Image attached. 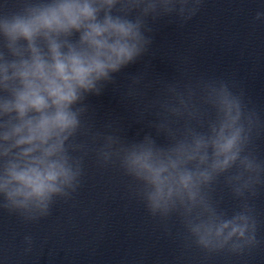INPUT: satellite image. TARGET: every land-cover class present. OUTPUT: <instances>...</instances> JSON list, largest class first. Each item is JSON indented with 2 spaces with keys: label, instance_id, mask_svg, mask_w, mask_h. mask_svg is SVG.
Instances as JSON below:
<instances>
[{
  "label": "clouds",
  "instance_id": "clouds-1",
  "mask_svg": "<svg viewBox=\"0 0 264 264\" xmlns=\"http://www.w3.org/2000/svg\"><path fill=\"white\" fill-rule=\"evenodd\" d=\"M203 0H15L0 5V209L25 222L52 213L82 186L85 161L128 177L133 197L187 246L208 255L258 246L251 198L264 187L252 148L258 114L225 81L168 83L145 105L158 122L142 139L96 129L86 103L152 44L150 21L197 14ZM264 17L258 12L256 19ZM139 84L137 78L134 81ZM133 95L135 93H132ZM111 128L112 125H107ZM227 188L236 209L217 198ZM32 244V237H25ZM30 250V248L28 249Z\"/></svg>",
  "mask_w": 264,
  "mask_h": 264
},
{
  "label": "water",
  "instance_id": "water-1",
  "mask_svg": "<svg viewBox=\"0 0 264 264\" xmlns=\"http://www.w3.org/2000/svg\"><path fill=\"white\" fill-rule=\"evenodd\" d=\"M14 3L7 0L8 7ZM150 24L149 51L115 74V83L100 96L88 97L89 117L96 129L128 140L151 133L164 144V136L157 137L152 127L158 122L155 110L145 111V105L162 95L168 83L225 81L258 114L260 127L252 148L264 159V86L216 0H203L186 22L165 16ZM137 78L139 84L134 82ZM129 183L117 167H102L91 154L85 161L82 186L72 199L58 200L48 217L25 222L0 209V264H264V187L250 200L261 243L242 254L208 255L186 245L176 218L165 224L151 217L133 197ZM216 195L223 208L238 207L239 201L227 188Z\"/></svg>",
  "mask_w": 264,
  "mask_h": 264
}]
</instances>
